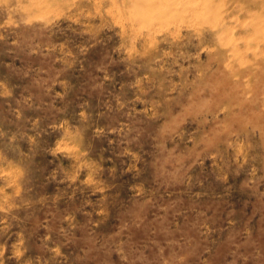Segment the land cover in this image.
Instances as JSON below:
<instances>
[{
  "label": "rangeland",
  "instance_id": "374dc122",
  "mask_svg": "<svg viewBox=\"0 0 264 264\" xmlns=\"http://www.w3.org/2000/svg\"><path fill=\"white\" fill-rule=\"evenodd\" d=\"M0 264H264V0H0Z\"/></svg>",
  "mask_w": 264,
  "mask_h": 264
}]
</instances>
